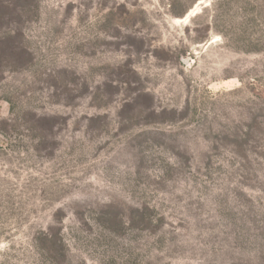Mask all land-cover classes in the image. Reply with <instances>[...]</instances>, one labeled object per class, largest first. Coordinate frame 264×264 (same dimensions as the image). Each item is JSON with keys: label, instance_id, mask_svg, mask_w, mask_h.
<instances>
[{"label": "rangeland", "instance_id": "rangeland-1", "mask_svg": "<svg viewBox=\"0 0 264 264\" xmlns=\"http://www.w3.org/2000/svg\"><path fill=\"white\" fill-rule=\"evenodd\" d=\"M0 264H264V0H0Z\"/></svg>", "mask_w": 264, "mask_h": 264}, {"label": "bare ground", "instance_id": "bare-ground-1", "mask_svg": "<svg viewBox=\"0 0 264 264\" xmlns=\"http://www.w3.org/2000/svg\"><path fill=\"white\" fill-rule=\"evenodd\" d=\"M190 14V13H189ZM191 15H188L187 18H189Z\"/></svg>", "mask_w": 264, "mask_h": 264}]
</instances>
